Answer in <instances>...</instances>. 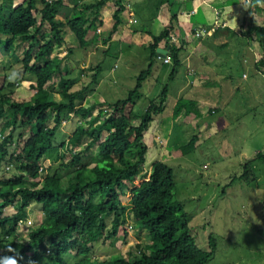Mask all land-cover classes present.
<instances>
[{"label":"trees","instance_id":"obj_1","mask_svg":"<svg viewBox=\"0 0 264 264\" xmlns=\"http://www.w3.org/2000/svg\"><path fill=\"white\" fill-rule=\"evenodd\" d=\"M108 1L68 0L74 6L70 12L64 0H40L43 5L40 11L38 0H27L26 4L15 7L8 4L11 2L8 0L0 3L2 53L15 50L18 40L28 43L22 70L24 79H33L31 88L35 90L31 100L20 102L13 99L14 89L20 80L0 87V121L4 120L2 133L9 129V134L0 143V170L4 163L9 169L15 168L12 176L0 179V234L3 236L0 247L11 244L19 255L29 250L34 261L50 257L53 264H205L214 254V238L212 235L209 237L210 250L204 251L197 246L186 211L177 207L173 169L165 161H155L140 184H134L146 162L148 146L144 143V132L164 111L168 86H164L160 96L151 100L142 113H137L135 106L143 82L151 75V70H144L126 97L102 105L99 114L94 115L92 107L83 106L88 88L72 91L70 81L66 79L68 68L61 69L64 58H51L55 45L61 46L64 42L63 27L76 36L81 47H86L97 32L95 21H89L86 13H98ZM122 1L114 0L118 6L113 15L114 32L121 23ZM247 3L248 10L256 6L254 0H247ZM37 12L42 14L40 22L35 16ZM60 14L66 19L65 23L55 20V16ZM45 23L50 24L51 30L44 39L45 44L38 46L35 52L37 44L45 37L41 31ZM171 29L172 26H167L159 36L153 37V51L159 42L168 39ZM258 35L263 49V58L257 64L260 67L264 66L263 28H258ZM182 49V46L173 47L169 52L175 65L181 63ZM58 73L60 94L65 99L62 102L49 100ZM97 73L90 85L97 83ZM183 111L188 120L200 117L193 100L181 98L177 102L175 117ZM68 113H73L81 122L84 120L88 127L78 126L68 143L60 144L55 157L58 160L49 166L50 172L44 179L38 180L43 161L56 148L53 140ZM52 116L54 125L49 126ZM135 121L139 123L133 125ZM17 130H21L24 142L15 146L13 135ZM83 138L90 139L86 142L85 152H76L75 148ZM196 139L180 148L178 154L184 155L194 149ZM93 148L97 149L96 155L87 161L83 153L87 154ZM255 160L264 161V153L259 152ZM245 169L246 174L243 173L242 177L254 172L250 163L245 165ZM69 173L73 176L64 185L62 177ZM127 192L131 194L129 205L120 199ZM9 206L16 212L2 218L4 209ZM30 207L38 208L43 213V220L37 227H25L28 229L26 241L16 239V233L21 229L18 224L28 219L26 211ZM130 215L135 218L137 227L148 233L149 243L138 245L139 252L131 260L119 255L109 260L91 258L92 247L101 237L104 240L115 239L120 228L125 234L128 232L126 224ZM74 248L75 252L72 251ZM72 252L79 259L71 263L67 257ZM0 254H4L3 251Z\"/></svg>","mask_w":264,"mask_h":264},{"label":"crops","instance_id":"obj_2","mask_svg":"<svg viewBox=\"0 0 264 264\" xmlns=\"http://www.w3.org/2000/svg\"><path fill=\"white\" fill-rule=\"evenodd\" d=\"M254 2L256 6L248 10L247 0H123V10L119 14L121 23L114 32L113 15L118 6L114 0H109L98 13H86L89 21H95L97 28L86 47H81L76 36L64 28V42L60 50L63 56L61 58H64L63 68H68L66 79L78 82L87 78L90 73L92 80L100 67L94 92L91 91L83 102V106L92 107L93 114L97 115L102 110V105L118 100L109 98H116L118 94H125L120 99L127 96L142 72H133L132 69L139 64L144 65V70H151V75L143 82L140 91V98L143 94L152 96L146 107L151 100L160 96L164 86H168L165 109L150 123L144 134V141L148 146L146 163L151 151L156 152L151 166L155 161H166L156 150L157 140L170 146L168 154L173 157L179 155L180 148L189 144L193 138H197L194 149L188 150L184 155L200 153L202 157H208L209 154L217 153L216 159L221 160L218 153H222V147L217 146L213 139L223 129V124L228 119L227 111L236 114L248 111L249 104L245 106L244 102H240L239 108V101L244 100L239 95L246 88L244 85L249 79V72L253 70L254 73L264 76V66H257L263 58V49L258 41V28L264 29V0ZM65 4L69 7L67 11L74 8L68 2ZM71 14L72 12L69 16ZM167 26H172L168 39L159 42L153 51V37L159 36ZM181 46V63L175 65L172 59L165 63L164 57L170 50ZM107 56H115L117 62L104 74L106 70L101 60ZM119 60L123 62L122 70ZM103 87L104 94L99 92ZM71 90L77 89L72 87ZM50 92L56 90L52 89ZM109 94H113V97ZM171 94L174 101L172 111L168 114L167 105L170 103ZM236 96L237 101L233 102ZM181 98L195 101L200 117L188 120L184 111L175 117V107ZM69 117H72V121H77L75 129L78 126L88 127L73 113H68L58 128L69 134L65 140L67 143L75 131L74 129L69 132L66 129ZM60 144L55 145L56 148L48 160L58 154ZM176 145L178 146L175 147ZM247 148L244 144L238 152V155L243 156L241 166L245 159L251 158ZM259 152H255L254 158ZM229 154L231 152L227 151L228 157ZM148 169L151 167L148 166ZM253 181L259 183L258 178ZM41 215L43 220L42 212Z\"/></svg>","mask_w":264,"mask_h":264},{"label":"rangeland","instance_id":"obj_3","mask_svg":"<svg viewBox=\"0 0 264 264\" xmlns=\"http://www.w3.org/2000/svg\"><path fill=\"white\" fill-rule=\"evenodd\" d=\"M3 1L4 0H0V3ZM8 1H11L10 3L8 2V4H12L13 6L18 5L20 2L25 4L27 2V0ZM64 2H68V0H64ZM42 8L43 5L40 3V0H38V11ZM35 16L40 22L42 14L37 12ZM62 17L63 15L61 14L57 15L55 16V20L65 23L66 19ZM50 30V24L45 23L41 30L45 37L37 44L35 52L38 50V46L45 44L44 39H47L46 37L49 35L48 33ZM62 31L65 32L64 27ZM16 46L15 50L7 54L5 52L2 53V46H0V87L9 82L17 83V80H20L14 89L13 99L20 102L29 101L35 93V90L31 88L34 82L33 79H24L22 70L24 51L28 48V43L23 44L18 40ZM60 47V45H55L51 53V58L55 56L63 57ZM116 62L115 56L102 58L101 63L104 64V69L106 70L104 74L109 72L112 64ZM65 63L67 64V61H65ZM122 68L123 62H120V70H122ZM61 69H63V62ZM144 69L145 66L139 64L133 68L132 71L140 73V71ZM13 71L17 73V77L10 79L9 77ZM85 73L87 74L88 71ZM88 74L90 75V73ZM89 75L87 78L78 82L73 80L70 81V88L73 87V89L77 90L85 87L88 88L89 91L86 98L91 94V91L94 92L96 87V84L90 85L91 80ZM73 77H75V74ZM59 80L60 73L55 76L53 89L56 90V92H50L51 94H49V100L54 102H62L65 100L60 94L61 88L58 85ZM240 81H243L242 78ZM245 82L246 85L244 86L246 88H244V90L248 91L242 90L239 95L240 99L241 97L244 98L243 101H239V108L241 107L240 102H244L245 106L249 104L248 111L236 114L226 110V117L228 119L223 124V129L219 131V135L213 139V142L218 144L217 146L222 147V153H218L221 160L216 159L217 153L213 155L209 154L208 157H202L200 153L183 156L176 155L172 157L168 154L170 146L163 144L161 140H157L155 146L161 157L164 158V160H166L165 162L173 169L176 182L175 198L177 207H181L186 211L191 233L197 246L204 251L210 250L209 237L212 235L214 238L216 244L214 254L205 264H264V161L254 160L256 151L264 152V76L250 70L249 79ZM99 92L104 94V87L101 88ZM144 92L146 91L144 90ZM150 94L152 95V93ZM251 94H253V96ZM122 95L124 96L125 94H118L116 98L109 99H120L123 97ZM147 95L143 94L138 101L135 107L137 113H142L146 107L145 105H147L148 101L152 98V96ZM109 96L113 97V94H109ZM169 101L170 103L167 105L168 114L169 111H172V102L174 101L173 94H171ZM236 101L237 96L233 102ZM233 105L234 103H232V106ZM235 107L237 108V104H235ZM6 109L8 108L6 107ZM104 109H106V106ZM67 119L69 122L66 129L72 132L75 129L74 126H77V121H72V117ZM3 121H0V143L3 137L9 134V129L2 133ZM138 123L139 122L135 121L133 125H137ZM48 125H54L53 116ZM20 133L21 130H17L13 135L15 146L24 142V137H21ZM105 135L106 134H104V136ZM68 137L69 134L66 131L58 129L53 144L57 145L62 143ZM87 140L88 138H83V142L78 144L75 148L76 152H85L84 148L86 147ZM244 144L248 147V154L254 159H245V163L241 166L240 163H242L241 160L243 156L238 155V152ZM177 146L178 145L175 147ZM96 151L97 149L93 148L89 150L87 154L83 153V155H86L85 159L90 161L91 158L96 155ZM227 151L231 152L229 157L226 155ZM162 152L164 155L161 154ZM154 153L156 152L151 151V154L148 156V162H145L146 164L141 168L137 180L134 182L135 186L140 184L146 171H149L148 166L151 167V160L154 155H156ZM56 155L52 156L50 160L46 159L43 161L42 169L39 170L41 174L38 180L44 179L45 175L50 172L49 166L55 163V160H58L55 158ZM158 157L159 155L157 154L156 158ZM247 163L255 167L254 172L253 174L250 172L249 176L245 175V177H242L246 170L245 165ZM7 165V163L2 165L0 179L8 178L14 173L15 168L13 169L11 167V169H8ZM72 176L73 174L70 175V173L66 176L63 175V184L67 185ZM255 178H258V184L256 181H253ZM120 199L123 204L129 205L131 200L130 192L122 195ZM15 212L16 209L9 206L4 209V213L1 217L12 216ZM26 212H28V220H31L33 223L32 225L37 227L42 221L41 211L38 208L32 209V207H30ZM126 226L128 232L125 234L120 228L119 234L115 239L104 240V238L101 237L100 241L95 243L92 247L91 258L109 260L114 255L129 258L130 260L135 258L139 252L137 246L147 245L150 238L145 230L137 227L135 218L131 215L128 218ZM27 236L28 229L24 227L16 233L15 237H17L16 239L26 241ZM2 237L3 236L0 234V238ZM75 250L74 248L72 251L75 252ZM0 252H2V249H0ZM67 259L72 263L79 259V257H76L72 252V254L70 253V255H68ZM17 262L18 264H53L50 257H43L34 261L32 251L29 250L19 255Z\"/></svg>","mask_w":264,"mask_h":264},{"label":"clouds","instance_id":"obj_4","mask_svg":"<svg viewBox=\"0 0 264 264\" xmlns=\"http://www.w3.org/2000/svg\"><path fill=\"white\" fill-rule=\"evenodd\" d=\"M17 77V73L13 71L11 73L10 79H14ZM4 254H0V264H17V257L19 256L18 250L13 248L11 244L0 247ZM8 253H13V255H9Z\"/></svg>","mask_w":264,"mask_h":264},{"label":"built area","instance_id":"obj_5","mask_svg":"<svg viewBox=\"0 0 264 264\" xmlns=\"http://www.w3.org/2000/svg\"><path fill=\"white\" fill-rule=\"evenodd\" d=\"M171 61V56L168 54V55H166L165 57H164V62L165 63H169ZM9 169V168H8ZM42 169V168H41ZM40 169V170H41ZM19 227L20 228H24V227H29V226H31L32 225V221L31 220H28V219H26V220H21L20 222H19Z\"/></svg>","mask_w":264,"mask_h":264},{"label":"water","instance_id":"obj_6","mask_svg":"<svg viewBox=\"0 0 264 264\" xmlns=\"http://www.w3.org/2000/svg\"><path fill=\"white\" fill-rule=\"evenodd\" d=\"M166 52V51H165Z\"/></svg>","mask_w":264,"mask_h":264}]
</instances>
